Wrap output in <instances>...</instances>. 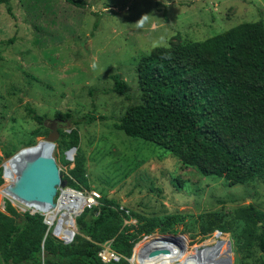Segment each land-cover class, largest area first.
Segmentation results:
<instances>
[{
  "label": "rangeland",
  "instance_id": "374dc122",
  "mask_svg": "<svg viewBox=\"0 0 264 264\" xmlns=\"http://www.w3.org/2000/svg\"><path fill=\"white\" fill-rule=\"evenodd\" d=\"M83 1L79 7L66 0L0 3V164L5 156L17 152L12 159L21 148L41 143L51 120L56 128L61 123L57 112L93 113L99 116L96 120L74 126L85 155L87 186L80 188L115 199L128 213L179 217L148 237L185 236L190 248L219 233L231 245L232 264H257L264 256L257 245L239 252L229 230L202 232L201 224L211 212L229 219L236 208L249 204L264 211V171L245 183L202 175L165 148L127 136L114 124L139 100V56L171 43L204 39L243 21L264 22V0ZM113 73L126 81L123 94L99 91L111 88ZM27 104L45 116L43 125L28 116ZM30 137L33 144H28ZM53 146L50 151L62 177L73 178L66 150H58L55 142ZM30 159L31 154L25 155L5 174L12 176ZM0 210L6 212L1 204ZM125 222L135 223L136 218L131 215ZM231 223L233 228L234 219ZM131 256L124 264H136Z\"/></svg>",
  "mask_w": 264,
  "mask_h": 264
},
{
  "label": "trees",
  "instance_id": "16d2710c",
  "mask_svg": "<svg viewBox=\"0 0 264 264\" xmlns=\"http://www.w3.org/2000/svg\"><path fill=\"white\" fill-rule=\"evenodd\" d=\"M66 1L78 7L85 4L83 0ZM9 2L0 0V3ZM7 9L10 12V7ZM135 69L139 100L124 110L114 124L116 129L165 148L183 164L197 167L202 175L245 183L264 171V22L261 18L240 22L201 40L171 43L149 51L138 57ZM111 78V88L99 91L123 94L126 81L117 73ZM95 91L89 90L90 94ZM26 111L43 125V114L28 104ZM56 117L61 123H57L59 137L55 147L58 150L75 147L69 169L74 179L62 178L75 188L87 186L85 155L80 148L78 128L74 126L91 123L99 116L90 112L73 116L66 110L57 112ZM58 125H66L70 130L64 131ZM49 131L45 127L42 134ZM28 140V144L35 142L33 137ZM5 211L0 210L3 264H124L137 240L157 228L165 230L171 221L179 218L171 216L164 220L159 216L128 213L115 199L101 197L96 206L85 208L75 218L78 233L74 241L64 244L50 234L45 235L46 225L40 214L20 213L8 202ZM90 211L94 214L88 218ZM131 215L136 222H125ZM214 229L229 230L239 252L244 253L253 245L264 251V211L250 204L236 208L229 219L209 213L203 218L201 230ZM107 239H112L111 248L122 255L119 261L103 263L99 259L97 243ZM257 264H264L263 255Z\"/></svg>",
  "mask_w": 264,
  "mask_h": 264
},
{
  "label": "bare ground",
  "instance_id": "6f19581e",
  "mask_svg": "<svg viewBox=\"0 0 264 264\" xmlns=\"http://www.w3.org/2000/svg\"><path fill=\"white\" fill-rule=\"evenodd\" d=\"M50 148L51 146L42 139L41 143L24 148L17 157H13L9 162L7 159L4 164L10 172L16 168V163L22 161L25 155L43 154ZM67 154L70 156L72 151ZM17 171L16 169L12 176L11 174L8 176L16 177ZM43 209L49 214V218L59 216L72 223L70 216L73 211L65 199L54 204H43ZM200 246L192 245L189 248V240L185 236H151L135 244L131 260H135L136 264H232L230 261L231 245L222 234L218 233L205 238Z\"/></svg>",
  "mask_w": 264,
  "mask_h": 264
},
{
  "label": "built area",
  "instance_id": "2783aa9c",
  "mask_svg": "<svg viewBox=\"0 0 264 264\" xmlns=\"http://www.w3.org/2000/svg\"><path fill=\"white\" fill-rule=\"evenodd\" d=\"M53 145L54 144L50 146H52L53 148L54 147ZM24 148L26 147L21 148L19 151L23 150ZM69 151H71L70 148L65 151V157L67 160L71 161L73 160V156L75 152L74 153L72 152V154L68 156L67 152ZM15 154L10 155V158ZM6 160L3 159V161L0 164L1 165L0 177L2 179V183L0 184V204L2 210L5 209L6 202H8L17 211L28 212L30 214H35V213L40 214L42 216L43 223H45L46 225L45 235L50 234L55 239L61 241L64 244L70 243L73 240L77 229L75 218L78 215H80L85 208H92L93 206H96L99 203V199L101 197L99 192L93 189L87 190L83 188H75L67 184L65 186H59L57 188V193L54 196V202H59L62 199L66 200V202L70 205L73 211L72 215L70 216V220H72V223L67 222L65 219L60 218L59 216L54 218H49V214H47L46 211L43 209L44 203H39L35 201H26L16 196L9 190V187L15 181L17 174L14 179L8 180L9 178L7 174H5L6 171L9 172V168H7L4 164ZM148 235H143L140 241L149 238ZM111 241L112 239H107L103 242L97 243L99 245L97 255L101 260V262L103 263H107L110 261H119L122 257L121 254H119L118 252H116L111 248ZM132 256H133V249H132Z\"/></svg>",
  "mask_w": 264,
  "mask_h": 264
},
{
  "label": "water",
  "instance_id": "95a60500",
  "mask_svg": "<svg viewBox=\"0 0 264 264\" xmlns=\"http://www.w3.org/2000/svg\"><path fill=\"white\" fill-rule=\"evenodd\" d=\"M49 128L50 131L43 140L52 145L58 137L54 120H51ZM70 150L74 153L75 147H71ZM9 158L10 155L5 156L3 159ZM66 184L67 181L62 178L55 158L52 156L50 149H47L43 154L32 156V159L19 168L17 177L10 185L9 190L26 201L54 204L57 188Z\"/></svg>",
  "mask_w": 264,
  "mask_h": 264
},
{
  "label": "crops",
  "instance_id": "0c3cea01",
  "mask_svg": "<svg viewBox=\"0 0 264 264\" xmlns=\"http://www.w3.org/2000/svg\"><path fill=\"white\" fill-rule=\"evenodd\" d=\"M72 167V166H71Z\"/></svg>",
  "mask_w": 264,
  "mask_h": 264
}]
</instances>
